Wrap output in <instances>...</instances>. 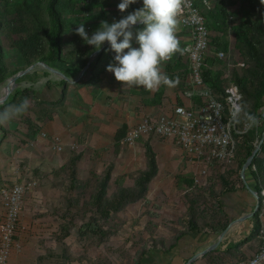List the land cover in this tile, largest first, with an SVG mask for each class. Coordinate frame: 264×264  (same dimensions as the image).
I'll return each instance as SVG.
<instances>
[{
	"label": "trees",
	"instance_id": "16d2710c",
	"mask_svg": "<svg viewBox=\"0 0 264 264\" xmlns=\"http://www.w3.org/2000/svg\"><path fill=\"white\" fill-rule=\"evenodd\" d=\"M77 1L80 0H21L19 5L10 8L8 11H6L4 4H0V84L11 80L20 72L37 63H43L50 68L59 70L68 79L70 77L62 70L63 67L73 70L75 74L86 67L90 61L89 58L97 51L93 46H84V49L77 48L71 51L69 56L64 52L66 28H74V23L67 19H70L72 14L84 16L88 11L84 8L75 7L74 4ZM194 1L197 8L206 6L202 4L201 0ZM248 1H251V8L244 13V21L237 28L240 31L242 43L241 58L245 65L238 69L237 64H235L236 68L230 72L232 83L238 87L243 97L241 102L242 113L236 124L237 131L242 130L248 115L255 116L259 121H262V128L254 126L244 134H235L237 144L238 140H241V143L239 148H236L238 151H236L233 166L230 168L233 170L220 176L221 186L219 188L201 189L191 175H179L176 179V192L181 194V209L176 227L159 234L157 232L159 226L156 212L159 205L153 204L149 199L152 183L160 171L151 138L144 143L145 168L133 179L131 184L127 181V175H114V164L106 165L100 175L91 173L89 177L82 178L78 173L77 162L72 161L68 164L69 174L67 181L63 184L61 212L64 225L60 229V235L68 236L72 230L76 229L79 231V240L89 236L91 240L89 248L100 249L105 253L109 251L107 244L111 239L125 238L131 235L135 240L132 245L135 253L134 256L129 255L130 264H144L147 256L154 251L162 252L165 255L171 254L186 236L213 234L219 237L228 228L230 220L222 208L221 201L225 195L235 190L232 187L234 180L229 174H233L235 170L239 172L242 170L264 133V3H258L256 0ZM95 4L100 5L99 0H94ZM140 7L142 6L130 5L125 12L120 14V18ZM103 11L102 14L94 18L105 21V12ZM220 13L227 17L225 13ZM202 14L205 16L204 13ZM92 15L94 14L84 18L87 20ZM16 16L20 17L18 22L15 20ZM4 26L26 36L22 41V47L18 49L21 57V62L18 64L20 66L12 69H8L4 45L1 41ZM143 26L140 24L136 28L141 30ZM73 40L78 41L74 38ZM105 43L107 41L102 46ZM213 43L218 51L223 49L220 42L213 40ZM108 49L109 46L93 61L88 72L92 78L85 84L98 82L95 71L101 59L107 54ZM223 50L228 49L224 48ZM217 63L215 54L213 58L206 57L203 66V80L216 94L222 96V100L225 102V75L221 69L216 70ZM228 66L230 65L228 64ZM187 73H189L188 69ZM34 75L48 77L50 72L45 71L42 74L34 72ZM85 75L83 78L87 76ZM69 85L66 80L59 83V86L64 88L62 98L57 104L55 102L52 105L63 103ZM24 91L29 92V90H22L21 88L15 90L13 98H9L0 106V109L20 98L24 101ZM29 93L27 98L33 101L35 108L43 113L47 112L48 110L44 106L50 105V103L37 100L35 90H31ZM161 94L160 91L157 96L159 97ZM0 132L3 135V140H7L8 130L3 123H0ZM221 173L223 172L221 171ZM227 177H231V181ZM239 178L241 179L239 188L253 190L262 201L264 144L246 171V182L242 180L241 175ZM139 203L145 209L142 213L130 219L126 215L124 216L127 209ZM260 210H262V205L259 211L254 213L259 225ZM259 232L260 226L251 231L248 240L239 242L235 246L229 245L223 249L222 244H220L216 250L207 253L201 260L206 264H238L248 258L242 256L236 261H231V259L233 256H238L234 254L241 252L244 245L251 242V247L255 248L256 251L260 248ZM128 253L129 251L123 249L114 254L122 258ZM189 259L186 260V263ZM95 264H113V262L112 259L104 257L97 258Z\"/></svg>",
	"mask_w": 264,
	"mask_h": 264
},
{
	"label": "crops",
	"instance_id": "0c3cea01",
	"mask_svg": "<svg viewBox=\"0 0 264 264\" xmlns=\"http://www.w3.org/2000/svg\"><path fill=\"white\" fill-rule=\"evenodd\" d=\"M136 27H133L134 47H138L135 35L139 30ZM177 37L182 48L187 38L180 25ZM65 41L67 55L76 47L82 48L79 40ZM114 56L109 45L107 54L95 71L98 82L85 84L92 78L91 74H87L79 83L69 82L65 100L59 105L52 104H57L62 98L64 88L48 76L41 88L34 90L37 100L50 105L44 106L48 110L44 113L38 108L34 109L33 117L36 121L32 122V136L28 137L27 144L21 147L18 136L14 134L7 140H3V135L0 137V217L4 213L1 199L4 186L27 180L37 183L23 198L15 235V244L21 250L13 251L10 264H81L78 259L81 251L79 231L74 229L68 236L60 235L64 225L61 208L63 184L69 174L68 164L76 161L82 178L89 177L91 173L100 175L105 165L114 164L115 176L127 175L128 183L133 181L145 168L146 140L137 142L131 148L125 147L122 143L128 130L147 114L170 116L177 105L189 103L184 93L192 85L185 73L187 66L184 62L187 59L183 54L173 55L161 66L173 81L172 85L161 84L151 91L138 86L125 87L123 82L117 81L114 74L106 70L107 65L114 62ZM62 70L70 77V81L80 75V72L75 74L67 67ZM76 75L78 77L71 80ZM160 91L162 94L158 97ZM42 132H46L50 138L59 136L63 151L55 152L45 140L38 138L37 135ZM151 144L157 154L160 169L157 178L168 177L171 172H175V180L181 174L191 175L196 180L203 170L202 164L191 161L178 142L162 143L157 138H151ZM17 166L21 168L20 175L15 172ZM221 202L230 223L234 222L221 242L225 249L229 245L235 246L248 240L257 200L249 189H239L225 195ZM218 239L213 234L186 236L171 254L154 251L147 256L144 264H186L187 259L212 246ZM96 250L86 252L87 259H90L89 255H95ZM255 252L256 249L249 242L242 247L241 252L234 254L238 256H233L231 261L242 256L250 258ZM194 264L206 263L199 258Z\"/></svg>",
	"mask_w": 264,
	"mask_h": 264
},
{
	"label": "built area",
	"instance_id": "2783aa9c",
	"mask_svg": "<svg viewBox=\"0 0 264 264\" xmlns=\"http://www.w3.org/2000/svg\"><path fill=\"white\" fill-rule=\"evenodd\" d=\"M201 2L206 5L204 0ZM211 2L212 0H208V4ZM76 7L89 11L94 8V0H80ZM88 11L84 14L85 17L90 16L91 13ZM180 21L187 38L186 44L182 47L185 51L181 54L189 62V73L187 69L185 73L189 76L192 87L184 93L189 103L177 105L170 116L145 115L137 125L128 130L122 144L131 148L137 142L150 138H157L162 143L178 142L191 161L205 166L196 179L198 184L210 172L206 167L211 169L218 167V171L231 168L237 148L235 134H244L254 126L259 127L260 122L249 126L247 121L238 132L236 124L242 113L243 100L238 87L230 81L225 85L224 102L222 96L216 94L204 82L203 66L210 47V28L206 16L199 12L194 0H189V6L183 9ZM85 27L87 30L91 29V26ZM215 58L227 62L234 58V55L230 50L221 49L215 53ZM235 60L238 68L245 65L242 58L235 57ZM37 136L45 140L55 152L63 151L59 136L50 138L46 132ZM15 172L20 175L21 168L17 166ZM36 185L34 180L17 181L1 189L4 213L0 217V264H10L13 251L21 250L20 246L15 244V235L19 226L23 198ZM261 205L262 210L259 212L261 246L252 257L238 264H264V191L262 201L258 196L254 213L259 211Z\"/></svg>",
	"mask_w": 264,
	"mask_h": 264
},
{
	"label": "rangeland",
	"instance_id": "374dc122",
	"mask_svg": "<svg viewBox=\"0 0 264 264\" xmlns=\"http://www.w3.org/2000/svg\"><path fill=\"white\" fill-rule=\"evenodd\" d=\"M256 1L258 3H261V0H256ZM20 2L21 0H0V4L2 3L4 4V6H6L5 7L6 11H8L10 8L16 7L17 5L20 4ZM78 2L79 1H77L74 4L75 7ZM99 2H100V5L95 4L94 8L88 11L89 13L94 14L89 18L90 20L89 19L86 20V18H84L85 16H81V15L79 16L78 14H72L71 17L68 16L70 19H67V20H70V22L72 21L74 23L73 24L74 28L73 27L66 28V31H65L66 33L64 34L65 40H73V38L78 39L79 41H81L80 46H82V49H84V46H90L83 40V38L79 34L76 33L75 29L81 23H84V26H91L90 30L87 31L85 29L88 35L91 36V34L99 28L102 22V20L100 21L94 18L102 14V10H104L103 12H105L104 13L105 19H106L105 21L111 23L115 20H119L120 14L122 12L119 11L117 5L121 2V0H99ZM131 5L142 6V0H136V3H133ZM209 5L211 6L209 7L206 5V6H202L198 8V10H200V12L202 11V13H204L205 16L207 17L206 18L207 24L210 28L211 45L209 47L207 58H213L214 54L218 51L217 50L218 48L213 43V40L220 42V44L223 45V49L225 48L231 51V53L234 55V58H232L230 61H227V62L218 61L217 69H216V70L221 69L224 72V75H225L224 83L225 85H228L229 81H231L230 71L233 68L237 67V66L236 67L234 66L235 64H237L235 57L236 59L241 58L240 49H241L242 43L240 41V31L237 28L244 21V13L247 11V9L251 8V1H248V0H212V2ZM220 12L225 13L227 17H224L223 15H221ZM15 18L17 22L20 20V17L16 16ZM179 25L181 26V28H183L181 25V22ZM25 37H26L25 35H20L16 33L14 30H12L11 28L4 26L3 31L1 33V41L4 45L5 59L7 61L8 69H12V68L20 66L18 64L21 62V57L18 52V49L22 47L23 45L22 41H24ZM65 40H64L65 42L64 45L67 43ZM66 51L67 49L65 46L64 52ZM91 57L89 58V60L91 59ZM219 64H221V66H219ZM228 64L230 66H228ZM92 65H93V62L91 66ZM184 65L187 66L186 69L189 68L188 61H185ZM89 70L90 68L88 69L86 75L88 74ZM45 71L50 72L43 66H37L31 73H29L26 76L21 77L17 81V85L13 89L10 95V99L13 98V93L15 92V90L19 88H21L22 90H29V92H31V90H34V89L39 90L41 86L43 85V83H45L48 78L43 77L41 75H34V72L42 74V72H45ZM49 77H51V79L53 80L55 79V82H57V84L65 80L61 78L60 76L52 75L51 73ZM77 77L78 76L76 75L74 76V78H71V80H74ZM10 81L11 80H8L7 82L0 84V100L5 98L6 86L7 84L10 83ZM24 92L25 93L23 94L24 95L23 97L25 98V100H27L28 105H29L27 110L3 122L4 126L8 130L7 138L13 134L17 135L19 138V143L21 147L25 146L27 144V141L29 140L28 137L32 136V128L34 125L32 122L36 121V119H34L33 117L34 109H35L34 103L30 98H27V96H29L30 93L28 91H24ZM24 101L21 98L18 100H15L12 104L0 109V112H3L6 108H9L10 106H18ZM259 122H260L259 128H262V121H259ZM0 135H1L0 137H2L1 132H0ZM240 143H241V140H238L237 149L239 148ZM204 167L205 166L202 165V169H204ZM206 168L209 169L210 172L207 174L206 178L202 179L198 183V187H201V189L202 188L208 189V188H214V187L219 188L222 182L220 176L226 175V173H228L227 171L233 170L230 168H227V169L225 168L223 170L220 169L218 171V167H214L212 169L209 167H206ZM221 171L223 173H221ZM174 173L175 172H171V175L168 177L163 178L161 176V177L156 178L153 181L151 189H150L149 199L153 202V204L155 203L159 205V208L156 209L157 210L156 212L158 215L157 224L159 226V229L157 232H159V234L164 231L166 232V230H170V229L172 230L173 228H175L176 223L178 221V217L180 215L181 194H178L176 192V180H175ZM240 174H241V171L239 172L236 170L233 171V174H229L234 180L232 187L235 190L240 189L239 188L240 183H241V179L239 178ZM231 177H227V178H229V180L231 181ZM245 179H246V175H245ZM131 182L132 180H130L129 183L131 184ZM144 210L145 209L143 208L142 204L139 203L127 209L124 216L126 215L130 219L131 217L137 216L138 214L142 213ZM252 220H253V225H252L251 230H254L260 225H259L257 218L253 217ZM90 241H91L90 237L85 236V238L83 240H80L79 242L81 251H80V257L78 259L80 260L81 264H95L97 258H104V257H108L112 259L113 264H130L131 261H130L129 255L131 254L132 256H134V253H135V250L132 249V245L135 240L133 239L131 235H128L125 238L111 239L109 243L107 244L109 248V251L107 253L103 252L100 249H97L95 255L91 254L89 255L90 259H87L86 252L91 251V249L89 248ZM123 249L129 251V253L126 256L120 258L118 257L117 254H114L116 251L120 252ZM76 262H78V260H76Z\"/></svg>",
	"mask_w": 264,
	"mask_h": 264
},
{
	"label": "clouds",
	"instance_id": "9594fccd",
	"mask_svg": "<svg viewBox=\"0 0 264 264\" xmlns=\"http://www.w3.org/2000/svg\"><path fill=\"white\" fill-rule=\"evenodd\" d=\"M136 0H121L117 5L120 12H125ZM207 6L208 0H204ZM264 3V0H261ZM189 6V0H142V7L128 13L111 23L102 21L91 36L85 31L84 23L75 29L83 40L99 50L107 41L114 51V62L106 70L113 73L115 79L125 87L138 86L146 90H155L161 84L171 86L173 81L162 70V64L173 55L183 53L177 37L180 17L183 9ZM195 15V14H194ZM137 22L144 26L135 35L138 47L132 45L133 26ZM27 100L18 106H10L0 112V123L26 111ZM249 126L259 123L257 118L248 115Z\"/></svg>",
	"mask_w": 264,
	"mask_h": 264
},
{
	"label": "water",
	"instance_id": "95a60500",
	"mask_svg": "<svg viewBox=\"0 0 264 264\" xmlns=\"http://www.w3.org/2000/svg\"><path fill=\"white\" fill-rule=\"evenodd\" d=\"M140 24H142V23L137 22V24L134 25L133 27L138 26ZM108 46H109V44L107 43L104 47L100 48L99 50H97L92 55L90 61L86 65V67L82 69V71L80 72L79 77L76 80H74V81H70L66 76H64V74L62 72H60L57 69L50 68V67L46 66L43 63H37V64H34V65L30 66L29 68H27L23 72H20L19 74H17L14 78L11 79L10 83L7 84V86H6V96H5V98L0 100V106L3 105L7 100H9L13 89L17 85V81L21 77L26 76L29 73H31L37 66H43L48 71H50L52 74H56V75L60 76L61 78L65 79L67 82H70V83H73V84L79 83L82 80V78L84 77V75L86 74V72L88 71V69L91 67V64H92L94 58H96L98 55H100L104 51V49L106 47H108ZM263 117H264V114H263ZM263 144H264V133H263L261 141L258 143V145L255 148L254 152L248 158V160L246 161V163L244 164V166H243V168L241 170V174L240 175H241V178L244 180V182H245L246 171H247L248 167L253 163V161L256 158V156L260 153ZM250 191L254 195L256 200H258V196H257L256 192H254L253 190H250ZM253 215H254V213H253ZM233 224H234V222L229 224L228 228L219 236V239H218V241L215 244H213L212 246L208 247L207 249H205V250L193 255L186 264H193L197 259L202 258L207 253H209V252H211L213 250H216L219 247V245L221 244L222 240L225 238L226 234L228 233V231L230 230V228H231V226Z\"/></svg>",
	"mask_w": 264,
	"mask_h": 264
}]
</instances>
